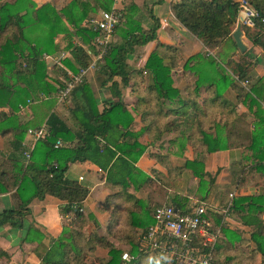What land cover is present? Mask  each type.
Listing matches in <instances>:
<instances>
[{"label": "trees", "instance_id": "trees-1", "mask_svg": "<svg viewBox=\"0 0 264 264\" xmlns=\"http://www.w3.org/2000/svg\"><path fill=\"white\" fill-rule=\"evenodd\" d=\"M159 2L163 0H157ZM249 2L264 17V0ZM113 4V0H72L59 10L48 2L39 5L35 0H0V66L4 71V74H0V132L2 136L12 132L10 150L5 144L8 151L0 155V194L15 190L20 201L18 209L5 208L0 211V229L7 223L20 227L14 216L23 217L31 213V202L44 199L47 195L61 201L60 214L63 219L70 220L68 225H63L58 237L51 238L39 264H123V250L107 242L97 232L86 233L89 220L98 224L93 214L85 213L84 202L89 190L78 180L69 178L67 172L69 163L90 161L106 172L108 183L120 185L126 192L129 180L136 183L142 178H148L136 166L145 150L141 148L135 154L137 147L134 144H120V139L134 137L133 133L128 132L134 118L128 114L127 105L122 99L124 88L132 80L135 85L148 82L136 101L143 108L142 119H145V114L157 112L158 115L151 120L160 122L162 117L169 114L161 117L166 107L170 111L191 109L194 115L189 119H197L196 123L200 125L202 117H208L209 111L216 110L217 117L208 119L214 132L204 129L200 132L202 142L207 145L206 151L227 150L247 142L246 146L252 152L251 158L257 160L250 167L264 175V76L252 79L251 74L258 60L251 48L241 52L233 37L238 26L239 0L172 1L171 9L175 19L202 42L208 51L217 50L216 56L198 53L184 65V72L191 73L195 78L193 89H187L190 100L182 101L180 91L174 87L172 70L182 59L178 48L158 39L157 32L161 23L151 9L149 13L152 22L144 28L137 19L138 8L132 4L126 14L123 12V19L114 31L121 37L120 42L112 41L103 56V65L98 67V72L104 76L102 86L111 82L109 89L116 101L100 110L99 102L85 77L66 98L70 97L74 101V123L69 124L55 112L57 103L61 102L59 88L66 86L65 80H50L48 73L47 59L59 50L56 37L65 35L68 39L65 49L71 53L68 59L65 52L66 57L61 63L75 73L80 68H87L92 58L84 46L95 43L98 36V30L89 24L92 20L89 15L98 10L111 11ZM241 29L252 47H259L264 53V22L259 20L255 27L241 26ZM150 42L156 45L145 64L148 74L146 81L144 71L131 66L128 58L136 45L145 46ZM236 52L242 54L239 61L232 58ZM63 64L60 66L63 67ZM63 75L66 80L69 79L67 70H63ZM117 76L121 77L122 84L115 80ZM241 81H248L249 84L241 85ZM134 84L130 86L135 92ZM230 87L236 90L238 101L246 104L258 119L251 132H247L242 118L236 116V105L224 96ZM203 92L208 97L199 100ZM42 94L47 98L42 99ZM21 105L28 106L26 111L32 113L31 118L25 122L20 121L18 114ZM174 105L176 108H173ZM199 111L204 115L199 116ZM42 126L47 127V135L37 140L32 150H26L23 141L29 129ZM59 140L63 144L56 146ZM233 167L234 171L243 172L247 166L232 165L230 168ZM186 168L200 179V191L204 194L208 192L206 184L212 176L205 172L204 163L196 160L186 162ZM129 196L134 197L131 194ZM176 204L173 205L182 212H191L194 208V205L186 208L184 202L179 203L180 206ZM233 208L242 211V223L251 228L249 241L255 243L253 256L261 253L264 257V194L242 196L234 202ZM150 211L133 214L137 227L146 230L154 222ZM217 221L220 222V219ZM223 230L227 239L220 242L219 238L216 255L232 250L236 241L241 244L247 241L242 238L241 232L227 228ZM36 233L37 230L29 226L23 239L31 241V236ZM98 246L108 249V260L95 256ZM132 248L131 253L135 259L129 264H178L173 259L157 261L153 258L158 256L157 253H142L139 242ZM144 257L150 260L142 261ZM236 258L237 255L228 254L223 262L220 257H216L215 263L240 264L241 261H236ZM0 259H10L2 249Z\"/></svg>", "mask_w": 264, "mask_h": 264}, {"label": "crops", "instance_id": "crops-1", "mask_svg": "<svg viewBox=\"0 0 264 264\" xmlns=\"http://www.w3.org/2000/svg\"><path fill=\"white\" fill-rule=\"evenodd\" d=\"M35 1L39 5L47 2L52 3L57 9L61 10L72 0ZM172 1L173 0H163V2L157 3V0H131L128 3H136L142 11H145L144 6L149 3L146 7L149 6L151 8L154 15L161 23L157 32L158 39L165 44L174 45L178 48L179 57L182 59L172 70L174 74V87L180 91V99H182V101H188L191 99V96L188 95L187 89L189 87L193 89L195 78L191 73L184 72V65L190 57L198 53L216 56L217 50L208 51L202 42L189 33L188 30L175 19L171 9ZM145 21L147 25L151 24L152 19L150 13ZM241 38L247 46L246 51L251 48L252 52L255 54V59L258 60L251 74L252 79L264 76V53L259 47H252V44H249L248 38L244 32ZM114 40L120 42V36L115 35ZM55 42L59 45V50L56 54L51 55L53 56L52 58L50 57L47 59L49 77L52 81L60 77L62 81H66L63 70L66 71L67 69H71L65 67L63 63V67H61L56 59L62 52L67 53V57L69 56L68 59L71 58L70 50L65 49L68 44V39L64 34H60L56 37ZM92 44L95 46V43ZM92 44L84 47L93 61L97 55V49L95 46L94 50H92L90 48ZM155 45V42H150L145 46L136 45L134 47V52L130 54L128 58V63L131 66L144 71L143 77L146 81L148 80V74L145 73L147 70L145 64L150 53L155 48ZM241 57V53L240 57H237L235 53L232 55V58L236 61H239ZM94 70L96 69H89L86 77H88L95 91L94 97L99 102V109L103 110L105 105L116 101V97L109 89L111 82L105 87L102 86L105 89L101 90L93 74L91 73L88 76V74ZM103 80L101 81V85ZM115 80L122 84L120 76L115 77ZM147 83L148 82L135 85L134 80H132L130 84L136 86V93L132 90L130 84L124 88L122 99L127 105L128 114H131L134 118V123L129 127L128 132L133 133L134 137L127 138L126 140L120 139V144H134V146L137 147V150L134 151L135 154L141 150V148L145 150L136 162V166L139 170L147 174L148 178L146 180L142 178L136 183L130 182L129 180L126 192L122 186H115L108 183L106 181V172L102 169L100 170V168L92 162L77 161L75 163H69L67 172L68 177L78 180L89 190L88 197L84 202L85 213L93 214L98 224H95L93 220H89L88 222H92L96 228H100L102 224L105 230L106 228L110 230L109 224L111 219L114 218L115 215H118L119 221H126L127 227L133 230L131 233L133 235L131 236V240L134 239L137 243L140 242V238L145 230L135 225L133 214H143L144 211L151 210L150 217H153L152 213L154 209L162 204L177 203L176 205L180 206L179 203L184 202L186 203V208H190L195 204L205 201L216 210L212 212L211 218L214 225L221 226L222 232L220 242H225L227 239L223 230L225 228L241 232L242 238L247 240L243 244L236 241L234 243L235 247H232V250H228L225 254L222 252L218 253L216 257H220L223 262L225 261L226 255H237L236 261H241L240 264H264V257L261 253L254 254L255 256H253L252 251L255 248V243L254 241H249L251 238V228L244 225L240 219L242 211L236 208L231 209L234 202L242 196H257L264 194V183L262 182V180L264 181V175L250 167L255 164L257 160L254 157L251 158L252 152L246 146L247 142H245L243 146L238 144L227 150L215 152L206 151L207 145L202 142L200 132L202 129L214 132V128H212L208 119L214 116L217 117L216 115L218 113L216 110L209 111L208 117H202L203 121L202 124H200L202 126L196 123L197 119H192L193 121L189 119L194 115L191 109H173L170 111L166 107L164 112L162 111L161 117L168 112L169 114L167 117H162V121L156 122L155 120H151L155 115H158L157 112L151 113L150 115L145 114V119H142L143 108H140L136 104V101L138 99L137 96L139 94L141 95L143 90H145ZM239 84L247 85L249 82L241 81ZM101 91L105 92L101 93ZM42 95L43 96L40 95L42 99L47 98L44 94ZM224 96L227 100L236 105V116L238 115L242 118V124L245 126L247 132H251L255 123L258 122L257 117L249 110L246 104L240 100L238 101L237 92L233 87L228 88ZM206 97H208L207 93L203 92L199 100ZM65 101L66 99L64 102ZM64 102L61 101L57 103L55 112L69 124H73L72 109L74 108V101L70 98L67 103L63 104ZM173 108H176L175 105ZM18 114L20 115L19 117H21V122H25L32 116L30 111L19 112ZM198 114L199 116L204 115L202 111H199ZM219 114L221 115L220 112ZM122 131H126V129ZM6 138H8L7 143ZM11 138L12 132L8 133L6 136H2L0 132V155L8 151L5 148V144L8 145L7 149L9 148L10 150L9 141ZM35 143L34 137L28 133L23 141V147L30 151L33 149ZM195 160L203 162L205 172H208L212 176V179L210 178L209 180L208 178L206 187L209 188V191L205 194L199 189L200 179L192 175L190 169L186 168V162H193ZM232 165L247 167L243 169V172H239L234 171V167L233 169L230 168ZM218 170L219 173H217ZM86 172L88 173L87 176ZM71 173H73L75 177H70ZM262 175L263 177H261ZM229 184H233L234 189L232 191L229 189L224 190L226 185L228 186ZM129 194L134 195V197L131 198ZM90 200L95 202V204L97 201H108V204L103 212L100 213L101 211H97L98 209L96 210L95 207L91 205ZM60 203L61 201L58 198L50 195H47L44 199H34L29 205L31 213L24 216L25 220L19 223L20 227H12L10 223H7L0 229V249L8 253L10 258L0 259V264L40 263L41 257L49 246L51 238H56L62 233L64 219L60 214ZM19 204L20 201L15 190L0 194V208L18 209ZM101 218H103V220ZM218 218L220 222L217 221ZM262 218L264 219V213L262 214ZM9 225L10 229L7 228ZM29 226H33L38 233L31 236V241H25L23 237ZM7 231H10L13 235H7ZM91 232H97L100 236H103L107 242H110V240L106 238V232L100 233L98 230H92L87 234ZM39 234H42L43 237L41 238ZM131 240L129 243L130 245ZM134 244L133 242V245ZM133 245L127 249L128 252L126 250L123 252L130 254L132 259H135V256L131 253ZM246 247L247 249H245ZM100 257L108 260V249L107 253L100 255ZM159 257L164 259L161 256ZM161 259H158V261H162ZM146 260L150 259L147 257L142 259V261Z\"/></svg>", "mask_w": 264, "mask_h": 264}, {"label": "built area", "instance_id": "built-area-1", "mask_svg": "<svg viewBox=\"0 0 264 264\" xmlns=\"http://www.w3.org/2000/svg\"><path fill=\"white\" fill-rule=\"evenodd\" d=\"M239 2L238 26L253 28L259 20L264 22V17L249 0ZM122 19L123 12L114 6L111 11L104 10L93 20L94 27L98 30L95 39L97 55L87 68H80L77 73L67 69L69 79L65 81V87L59 88L60 101H64L72 89L85 79L88 70L103 59L112 44L113 33ZM65 57L66 53L62 52L56 61L62 64L61 61ZM27 107L21 105L20 112L26 111ZM28 133L36 142L44 138L48 130L46 126H42L38 129L31 128ZM62 144L59 140L56 146ZM26 156L29 158V152ZM213 211H216L214 207L205 202L195 204L191 212H182L173 204L157 206L153 211L154 222L140 238L139 250L146 254L157 253L166 260H175L178 264H216V245L222 229L221 226L214 225L211 218ZM123 259L130 262L132 256L124 253Z\"/></svg>", "mask_w": 264, "mask_h": 264}, {"label": "rangeland", "instance_id": "rangeland-1", "mask_svg": "<svg viewBox=\"0 0 264 264\" xmlns=\"http://www.w3.org/2000/svg\"><path fill=\"white\" fill-rule=\"evenodd\" d=\"M114 1V4H113V6H115V7H117V8H119V9H121V11L122 12H124V14H126L128 11H129V9L131 8V5L133 4V5H135L137 8H138V12H137V19L138 20H140L141 22H142V24H143V26H144V28L145 27H148V25L146 24V21L145 20H147V17H149V10L151 9L149 6H147L146 7V5H148V4H146L144 7H145V11H142L138 6H137V4L136 3H131V4H129L128 2H130L131 0H113ZM138 1H141V0H138ZM148 1H150V0H148ZM126 4V5H125ZM128 4V5H127ZM120 7H122V8H120ZM102 10H98L97 12H91L90 13V15H89V17L90 18H92V20H94L95 18H97L98 16H99V14H100V12H101ZM141 11V12H140ZM91 20V22L89 23V24H91V26H93V28H95L94 27V23H93V21ZM87 26H88V24H87ZM115 35H118L117 34V32H114L113 33V42L115 43L116 41L114 40V37H115ZM119 36V35H118ZM120 39H121V37H120ZM120 41V40H119ZM248 42H249V44L251 45V42L248 40ZM0 43H1V41H0ZM92 44V43H91ZM67 46V45H66ZM92 46V47H91ZM90 46V48L92 49V50H94V48H95V46H94V44H92ZM235 55L237 56V57H240V53H238V52H236L235 53ZM241 59V58H240ZM103 63H104V61H103V59H101V60H99V61H97V63H96V65H95V67H94V69H96V70H94L93 72H90L89 74H88V76L92 73L93 74V76L96 78V80H97V83H98V86H99V88L102 90V89H105V88H103L102 87V85H101V81L103 80V75H101L99 72H98V67L100 66V65H103ZM0 74H4V71H3V69H2V66H0ZM146 76V75H145ZM58 80L61 82V77L60 78H58ZM86 80H87V82H88V84L90 85V88H91V90L93 91V94H94V90H93V88H92V85H91V83L89 82V80H88V77H86ZM106 89H108V88H106ZM103 92H105V91H101V93H103ZM69 99H70V97L63 103V104H65V103H67V101H69ZM9 138V137H8ZM8 138H6V143H7V140H8ZM87 172H86V176H87ZM85 175V174H84ZM70 177H75L74 175H73V173H71L70 174ZM77 177V176H76ZM261 177H263V175L261 176ZM86 182V181H85ZM84 182V183H85ZM262 182L264 183V181L262 180ZM227 189H229V190H233L234 189V185L233 184H229L228 186L226 185V187H225V189L224 190H227ZM91 201V205L92 206H94L95 207V209L97 210V211H101L100 213H102L103 212V210H104V208L106 207V205L108 204L107 202H102V201H100V202H98L97 201V203L95 204V202H92V200H90ZM205 202V201H204ZM202 203V202H201ZM206 204H208L207 202H205ZM199 204V203H198ZM163 205V204H162ZM209 205V204H208ZM3 209L2 208H0V211H2ZM153 214V213H152ZM101 215V214H100ZM14 219H16L19 223L22 221V222H24V220H25V217L23 216V217H20V216H14ZM102 220H103V218H101ZM63 222H64V224H66V225H68L69 223H70V220L69 219H64L63 220ZM12 227H13V225H12ZM7 228H9L10 229V225L7 227ZM109 228H110V230H108L107 228H106V230H105V228L102 226V224H101V226H100V228H96V226H94V224L92 223V222H88V224H87V226H86V228H85V231H86V233H89L90 231H92V230H98L100 233H103V232H106V235H107V239L108 240H110V242L112 243V244H114L116 247H118L119 249H121V250H126L127 252H128V250L127 249H129L130 247H131V245H133V242L136 244V241L133 239V240H131V236H133L131 233L133 232V230L132 229H130V228H128L127 227V225H126V221H119V219H118V215H115V217L114 218H112L111 219V221H110V224H109ZM141 228V227H140ZM142 230H144L143 228H141ZM139 231V230H138ZM109 232V233H108ZM140 232H142V231H140ZM6 234L7 235H13L10 231H7L6 232ZM131 234V235H130ZM130 240H131V245L129 244L130 243ZM245 249H247V247L245 248ZM107 253V248L106 247H102V246H98L97 247V249H96V251H95V256L97 255V256H99L100 257V255H104V254H106ZM155 258H156V260L158 261V259H161L159 256H155ZM158 258V259H157ZM163 262H165L166 260L165 259H161ZM219 262V261H218ZM123 264H129V262H127V261H124L123 262ZM218 264H221L220 262L218 263Z\"/></svg>", "mask_w": 264, "mask_h": 264}, {"label": "water", "instance_id": "water-1", "mask_svg": "<svg viewBox=\"0 0 264 264\" xmlns=\"http://www.w3.org/2000/svg\"><path fill=\"white\" fill-rule=\"evenodd\" d=\"M242 33H243V31L241 29V26H237L236 30L233 32V37L237 43V46L240 48V50L242 52H245L247 49V46L241 38Z\"/></svg>", "mask_w": 264, "mask_h": 264}]
</instances>
